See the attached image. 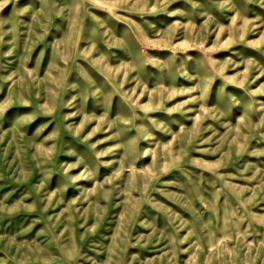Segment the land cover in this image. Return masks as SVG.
Masks as SVG:
<instances>
[{
    "label": "rangeland",
    "instance_id": "1",
    "mask_svg": "<svg viewBox=\"0 0 264 264\" xmlns=\"http://www.w3.org/2000/svg\"><path fill=\"white\" fill-rule=\"evenodd\" d=\"M0 264H264V0H0Z\"/></svg>",
    "mask_w": 264,
    "mask_h": 264
}]
</instances>
